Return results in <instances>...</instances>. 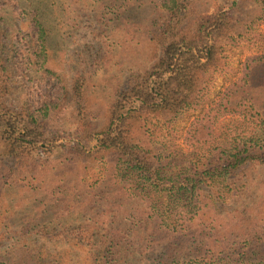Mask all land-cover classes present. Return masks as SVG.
Wrapping results in <instances>:
<instances>
[{"label": "trees", "instance_id": "1", "mask_svg": "<svg viewBox=\"0 0 264 264\" xmlns=\"http://www.w3.org/2000/svg\"><path fill=\"white\" fill-rule=\"evenodd\" d=\"M141 1L159 15L137 30ZM239 1L255 7L237 17L239 6L210 0H0V264H264V52L191 122L185 159L140 133L202 109L227 49L258 40L264 0ZM50 3L73 7L75 32L89 23L95 73L118 58L122 27L121 43L142 49L102 119L93 69L50 56ZM70 111L78 133L64 142L49 123ZM99 164L104 177L87 182Z\"/></svg>", "mask_w": 264, "mask_h": 264}, {"label": "rangeland", "instance_id": "2", "mask_svg": "<svg viewBox=\"0 0 264 264\" xmlns=\"http://www.w3.org/2000/svg\"><path fill=\"white\" fill-rule=\"evenodd\" d=\"M203 1V0H201ZM212 5L217 3H225L229 7L239 6L236 11V16L240 17L243 13L249 14L251 7H255L253 4H245L243 1L237 0V4H234V0H210ZM24 2V1H23ZM73 8V7H72ZM72 8H66V6H61L60 8L54 4L47 5L44 9L42 16L43 21L48 29L47 36V49L50 51V56L58 60H66L68 67L82 66L86 69L92 70V73L87 72L90 82V100L93 110H95L96 116L99 119L104 118L108 106L111 102V95L113 89L117 84H122L124 81L125 73L120 71L122 68L128 71V63H133L139 58L141 54V48L138 47L136 51H130L126 48L123 43L124 28L119 30L120 36H115L114 40L116 42L115 49L117 50L118 58L111 63L108 67H104L100 72L95 73L97 67L96 62L99 60L98 56H95L98 52H93L97 48V36H93L91 29L87 26L81 29V33L75 32L74 26L72 25L73 13ZM31 10V9H30ZM154 5L149 2L141 1L137 4L133 10L135 13V19L137 23V30L139 28V23H144L145 28H147L151 23L153 17L159 15L156 12ZM82 21L87 19V16L80 18ZM252 19V17H250ZM156 29V28H155ZM155 29H147L149 33H153ZM254 31L258 40L254 43L250 41L244 42L236 47H230L227 49V68L224 72L218 73L212 79V84L209 92V97L205 102L203 108L188 110L174 119L159 117L154 118L151 121L145 122V125L141 128L140 133L144 135L148 144L153 148L162 152L167 156H182L186 158L187 153L190 151V147L185 142V135L191 122L198 117L202 110L213 103L220 94L227 88L233 81H235L240 73L241 69L248 56L264 52V20H257L255 24ZM151 38L152 36H148ZM102 39V36H99ZM107 47H103L102 51L106 52ZM101 54V52H100ZM81 63L83 65H81ZM124 71V72H125ZM59 121H51L49 123V129L55 130L59 128L62 132V139L64 142L73 140L78 133V126L75 122V116L72 111L68 112ZM229 118L224 119L220 127L227 126L229 123ZM66 135V136H65ZM66 137V138H65ZM186 163V162H184ZM107 169L103 167V164H99L96 168L89 172L86 177V181L89 183H96L97 180H101ZM264 183V173L263 176L257 178V185H262ZM258 190L255 189L250 195L246 196V199L255 200ZM77 259L75 262H79Z\"/></svg>", "mask_w": 264, "mask_h": 264}]
</instances>
